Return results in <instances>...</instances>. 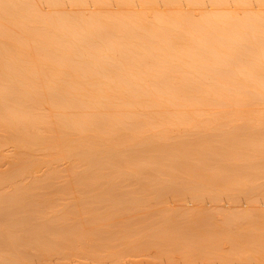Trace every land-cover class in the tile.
Masks as SVG:
<instances>
[{"label": "rangeland", "instance_id": "rangeland-1", "mask_svg": "<svg viewBox=\"0 0 264 264\" xmlns=\"http://www.w3.org/2000/svg\"><path fill=\"white\" fill-rule=\"evenodd\" d=\"M216 1L21 0V21L5 12L0 51L20 57L22 43L26 62L0 59V88L11 70L34 94L11 96L32 112L25 124L0 125V264H264V100H248L259 94L120 103L134 82L264 81L256 52L227 75L197 73L216 61L198 42L225 40L208 35L242 44L254 15L264 31V0ZM87 145L101 151L85 173L72 148Z\"/></svg>", "mask_w": 264, "mask_h": 264}, {"label": "bare ground", "instance_id": "bare-ground-1", "mask_svg": "<svg viewBox=\"0 0 264 264\" xmlns=\"http://www.w3.org/2000/svg\"><path fill=\"white\" fill-rule=\"evenodd\" d=\"M126 1H128V0H126ZM149 1H152V0H149ZM190 1H192V3H193V0H190ZM219 1L222 2L224 0H219ZM219 1H216V4H217V2H218V4H220ZM197 3H199V2H197ZM6 11L9 13L10 18H14L16 20L21 21V19H22L21 18V15H22V2H21V0H11L10 2L0 0V26L2 25V22H3L2 18H4ZM206 18L212 19L214 17L213 16H207ZM248 19L249 20H247V18H246L248 23H245L246 25L244 26V28H247V29H245V31L243 30L242 31L243 33H241V35H240V40L244 41V43H242V44L239 43L237 45H234L233 39L230 40V34L227 31H224L222 33L219 32V33H216L215 35H211V34L208 35L210 37L220 36L222 38H225V40H223V42L221 41L218 45H217V43H215V41L213 39L210 42H208V41L198 42V47H200V49H202V55L204 57L207 56L210 59L213 58L214 60H216L214 62V64L210 65L208 68L203 67V69L198 70L199 72H197V73L199 75H208V76H215V75H219V74L227 75L226 73L230 69V65L227 61H229L231 59H235L236 57H239L240 55L243 56L245 54H251V53H255V52L261 56V60L264 62V51H263L264 49L260 48V46L264 45V44H261L258 41L261 36H264V31H258V27H260V25H258V21L260 20V18L258 15L257 16L254 15V16L249 17ZM251 26H254L255 28H253L251 30L248 29ZM209 27L211 29L214 28L213 24H209ZM263 39H264V37H263ZM246 41H249L251 43L247 44ZM164 44L170 45L168 41ZM44 45H46V44H42L41 46H44ZM78 46H79L78 44H76V43L74 44V47H78ZM171 46L165 47L166 51L168 52V55L166 57H170L171 55L174 54L175 49L171 48ZM64 47H65L64 45H62L61 43H58V47H55V49L56 50H64L63 49ZM18 48H19V51L21 53L20 57L15 56L14 53H10L6 49H2V51H0V54H1L0 59H1L2 65H4V67H7L9 69L19 68V69H21V71L25 69V62H26L25 53H24L25 47L21 43L18 45ZM65 59H66V57H65ZM219 61H222V63H219ZM261 65H264V64L261 63L258 66L261 67ZM247 74H248L247 76L249 78H252V79H256V78L260 77V74L257 72H249ZM6 76L11 81L2 85L1 86L2 88H0V106L2 108V112H0V125L2 127H5V129L10 130L12 128L18 127L21 124H25L26 122H25L24 118L26 116H28L29 114H32V112H29V111L26 112L23 109L22 105H18L17 103H13L11 100V96H13L15 93H17V94L21 93L24 97H26L28 95L33 96L34 91L31 87H29V85H30L29 83H25L22 81H13L15 78L23 76L22 72L21 73H16V72L14 73L13 71L8 70L6 73ZM18 83H20L19 85L22 86V87L19 86L20 87L19 89H17L16 85H15V84L18 85ZM123 84H126V83H123ZM124 86L125 87H124L123 92H125L128 95L129 99H128V102H120L122 105L123 104L136 105L137 103H142V102L143 103H147V102L155 103V104H151V105L177 104V103L182 102V101H185L188 103H198V102H204V101L224 102V101H228L229 99H231V95L233 96L232 89H234V88H240L241 90L244 89L245 91H247L248 88H252L255 91L254 94H259L258 95L259 97H257L256 99H253V97L250 96V97H248V100L255 101V102H260V101H262V99L264 100V81H260L258 79L246 80L242 84H231V83H227V81H222V82H215V81H210V82H183L182 84L173 83V82L172 83H169V82L166 83V82L162 81V82H158L155 84H149V85L148 84H142L140 82H134V83H128ZM180 91H183V92L186 91L187 93H189L190 94L189 99L182 100L181 98H179L178 96L180 95L179 94ZM247 93H248V91H247ZM143 96H148V97L143 98ZM93 102H95V101H93ZM83 129L86 130L87 132H93L94 131V127H92L91 125H86V126H84ZM72 149L74 152L78 153L79 155L84 156V158H85V164H84L85 173L87 171H92V169L97 168V164L95 165V163H93L90 159L92 156L99 154L98 151L99 152L101 151L98 146H96V147L90 146V145L75 146ZM87 156H90V157H87ZM86 169H87V171H86ZM2 205L5 207L4 204H2ZM3 206H2V208H3ZM2 210L7 211L6 209H2ZM5 215H6V213H5ZM9 216H11V215L9 214ZM220 260H219V262H220ZM224 260L225 259H223V261ZM187 261L186 262L188 264L189 263L192 264L194 262H197V260L194 262H189L191 260H187ZM227 261H230V260H227ZM227 261H225V262L227 263ZM186 262H185V264H186ZM240 262L243 263L242 261H240ZM210 263H211V261H210Z\"/></svg>", "mask_w": 264, "mask_h": 264}]
</instances>
